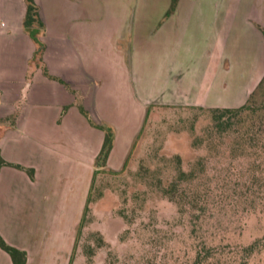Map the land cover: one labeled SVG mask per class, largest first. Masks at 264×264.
<instances>
[{
  "label": "crops",
  "instance_id": "1",
  "mask_svg": "<svg viewBox=\"0 0 264 264\" xmlns=\"http://www.w3.org/2000/svg\"><path fill=\"white\" fill-rule=\"evenodd\" d=\"M36 2L33 31L26 0H0V235L26 264H70L100 126L118 170L152 104L244 105L264 78V0ZM0 264H15L1 245Z\"/></svg>",
  "mask_w": 264,
  "mask_h": 264
},
{
  "label": "rangeland",
  "instance_id": "2",
  "mask_svg": "<svg viewBox=\"0 0 264 264\" xmlns=\"http://www.w3.org/2000/svg\"><path fill=\"white\" fill-rule=\"evenodd\" d=\"M251 105L223 130L208 108L152 104L125 164L97 170L72 264H201L204 245L224 251L204 264H264V83Z\"/></svg>",
  "mask_w": 264,
  "mask_h": 264
},
{
  "label": "trees",
  "instance_id": "3",
  "mask_svg": "<svg viewBox=\"0 0 264 264\" xmlns=\"http://www.w3.org/2000/svg\"><path fill=\"white\" fill-rule=\"evenodd\" d=\"M177 2H178V0H173L171 8L168 11L167 15L171 14L175 10ZM26 3H27V10H26L25 18H24L25 27L26 28H32L33 31H36L39 28H43L44 23L42 21V18L40 15V8H39V5L37 4L36 0H26ZM39 49L41 50V54H42V52L44 50V45H41ZM46 73L48 74L47 70H46ZM52 78L57 79L56 77H52ZM263 83H264V78L259 83L258 87L252 92L248 101L242 106L234 107V108H219V107L218 108H208L212 112V119H213L214 125L217 128L226 130L229 126V125H227V123H229L230 119L233 116L241 114L244 111L249 110L251 108L253 110V106L251 105V99L253 98L257 89ZM80 109L82 110V112L86 116H89L88 111L83 106H80ZM149 111H150V107L147 110V115H148ZM254 112H256V110H254ZM147 115H146V117H147ZM260 126H261V128L259 129V132L264 134V122H262ZM100 127L106 131V135H105V139H104L102 149H101V151L97 157V160H96L97 169L95 170V173H94L92 187L90 190V194L88 196V201H87V204L85 207L84 215H83V218H82V221H81L79 227L85 222L87 212L90 209L89 204L92 201V199H91L92 198V190H93V186H94L95 177L97 175V170L100 167H106L108 156H109V154L112 150V147H113L114 132L110 128L105 127L103 125H101ZM2 164H7V161H5L4 159H0V166ZM193 173H194L193 171L192 172H186L185 170L180 168L177 179H178V181H181V182L188 180L192 176ZM177 189H178V185L176 182H174V184H172V186H170L169 188L165 187L164 191L166 192V194H169V196L172 199L176 200ZM177 202H178V204H180L179 201H177ZM101 240H102L101 243L106 242L105 238H103V237L101 238ZM261 241H262V239L258 238L256 240H254L253 242H251L250 244L244 246L243 250L245 251V255H247L249 257L256 250L260 249ZM101 243H100V245H101ZM0 245L12 255L13 261L15 264H26L27 254H26L25 250H22V249L14 246V245L8 243L2 235H0ZM218 253L219 254L224 253V251H220L214 246L204 245L203 248H201L197 253L198 263L204 264L207 261H209V259L214 258ZM90 254H92V253H90V251H86V255H88L90 257ZM73 259H74V255H72V257H71L70 264L73 263ZM245 264H247V261H245Z\"/></svg>",
  "mask_w": 264,
  "mask_h": 264
}]
</instances>
